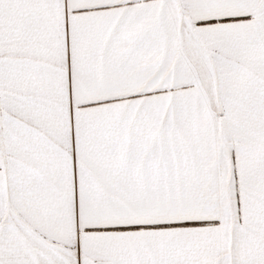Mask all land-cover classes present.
Listing matches in <instances>:
<instances>
[{
  "label": "snow or ice",
  "instance_id": "snow-or-ice-1",
  "mask_svg": "<svg viewBox=\"0 0 264 264\" xmlns=\"http://www.w3.org/2000/svg\"><path fill=\"white\" fill-rule=\"evenodd\" d=\"M0 264H264V0H0Z\"/></svg>",
  "mask_w": 264,
  "mask_h": 264
}]
</instances>
